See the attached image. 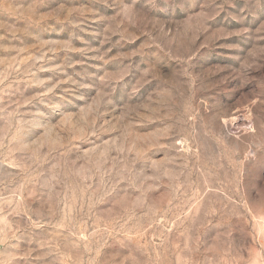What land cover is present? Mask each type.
Listing matches in <instances>:
<instances>
[{
    "label": "rangeland",
    "instance_id": "374dc122",
    "mask_svg": "<svg viewBox=\"0 0 264 264\" xmlns=\"http://www.w3.org/2000/svg\"><path fill=\"white\" fill-rule=\"evenodd\" d=\"M0 264H264V0H0Z\"/></svg>",
    "mask_w": 264,
    "mask_h": 264
}]
</instances>
